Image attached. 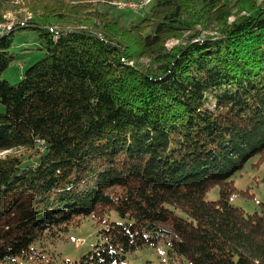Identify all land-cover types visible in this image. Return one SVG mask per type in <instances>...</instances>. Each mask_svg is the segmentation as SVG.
<instances>
[{"label": "trees", "instance_id": "1", "mask_svg": "<svg viewBox=\"0 0 264 264\" xmlns=\"http://www.w3.org/2000/svg\"><path fill=\"white\" fill-rule=\"evenodd\" d=\"M67 1L0 36V264H54L87 218L102 243L64 264L160 244L175 264H264V211L230 201L264 155V0H154L137 24L113 6L135 0ZM26 30L43 57L10 84Z\"/></svg>", "mask_w": 264, "mask_h": 264}, {"label": "rangeland", "instance_id": "2", "mask_svg": "<svg viewBox=\"0 0 264 264\" xmlns=\"http://www.w3.org/2000/svg\"><path fill=\"white\" fill-rule=\"evenodd\" d=\"M49 0H11L12 8L8 10L4 16L2 23L12 24V28L23 21L30 20L38 16L36 6L46 5ZM64 1V0H62ZM139 2L143 0H138ZM149 4L145 9H137L122 7L119 4L139 3L136 0L130 2H116L114 13L124 15L128 24H137L149 15V10L153 6L154 0H149ZM234 0H223V3H231ZM69 4L70 0L67 1ZM50 9L48 10V12ZM53 13V12H52ZM51 13V14H52ZM50 14V13H49ZM1 23V24H2ZM1 30L4 28H0ZM188 33L182 35L180 40L171 37L167 40L165 47L171 49L174 46L181 45L185 42L183 39L188 37ZM212 33L202 31V36L209 37ZM14 46L12 53L15 54V60L10 67L3 73L2 79L10 84H16L21 81L23 73L34 63L43 57L38 43V36L35 31H16L14 33ZM1 110V108H0ZM2 154H0V157ZM233 184L236 188L235 194L230 198L233 205L243 209L246 214H261L264 211V155L255 156L248 161L242 170L236 173L233 178ZM209 201L219 199V188L214 187L206 196ZM111 221H120L115 213L110 216ZM102 226H98L92 218L84 219L79 226L72 227L64 240L52 246L55 253V259L51 261L54 264H64V262L79 261L84 255L96 249V246L102 243L99 238V232ZM83 240L84 244L76 247L77 240ZM47 261H50V258ZM43 260H40V264ZM12 264V263H2ZM19 264H24L23 262ZM49 264V263H48ZM114 264H175L169 260L168 247L165 244H160L156 248H143L131 254H128L122 261ZM181 264H188L183 262Z\"/></svg>", "mask_w": 264, "mask_h": 264}, {"label": "built area", "instance_id": "3", "mask_svg": "<svg viewBox=\"0 0 264 264\" xmlns=\"http://www.w3.org/2000/svg\"><path fill=\"white\" fill-rule=\"evenodd\" d=\"M149 2H150L149 0H145L141 3H134L133 2V3H129V4H119V5L122 7H129L130 6L131 8L143 9L144 7H146L149 4ZM1 27L4 29H2V30L0 29V36L7 34L8 32H10L13 29L12 24H8V23L0 24V28ZM230 201H231V199H230ZM82 244H84V241L79 239L76 242V247H80V246H82Z\"/></svg>", "mask_w": 264, "mask_h": 264}]
</instances>
